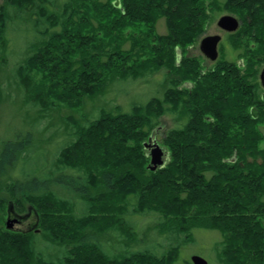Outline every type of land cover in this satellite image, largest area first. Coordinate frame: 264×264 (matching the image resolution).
Listing matches in <instances>:
<instances>
[{
  "label": "trees",
  "instance_id": "obj_1",
  "mask_svg": "<svg viewBox=\"0 0 264 264\" xmlns=\"http://www.w3.org/2000/svg\"><path fill=\"white\" fill-rule=\"evenodd\" d=\"M57 3L0 6V70L9 64L10 32L28 26L32 34L14 73L24 102L39 113L33 128L118 81L162 72L163 92L127 113L68 118L69 141L45 174L39 166L18 171L30 163L33 131L4 143L0 191L11 198L0 197V207L35 211L37 223L0 230V264H176L196 229L221 234L224 263L264 264V0ZM224 15L239 29L225 34L218 60L205 65L189 53ZM165 116L175 127L163 131ZM150 139H160L165 153L156 170ZM145 217L152 225L142 229ZM151 239L152 248L141 246Z\"/></svg>",
  "mask_w": 264,
  "mask_h": 264
},
{
  "label": "rangeland",
  "instance_id": "obj_2",
  "mask_svg": "<svg viewBox=\"0 0 264 264\" xmlns=\"http://www.w3.org/2000/svg\"><path fill=\"white\" fill-rule=\"evenodd\" d=\"M3 1L0 0V6ZM63 1L57 0V5H61ZM218 20L219 17L215 24L208 28L203 38L212 35L225 36L224 32L217 26ZM158 31L160 33L165 32L163 22L158 23ZM10 35L12 44L9 64L0 70V149L6 141L13 140L20 134L27 135V133L33 131L34 142L30 146L28 155L30 163L21 165L18 169L20 173L33 169V166L42 167L41 172L44 174L47 172L59 148L69 141L67 133L72 132V129H70L72 123L68 121V118L72 117L79 120L83 117H91L90 119H92L99 114V110L106 109L113 112L119 107L127 113L131 111L134 104H144L149 99L160 96L163 92L161 85L162 72L138 81H118L101 97L90 101L88 99L84 107L76 110L63 107V110L52 113L33 128L39 113L31 105L24 102V97L16 85L14 73L16 63L27 52L32 34L28 26H19L15 32L12 30ZM189 54L204 57L199 47L191 50ZM206 60L205 65L211 66L213 64L210 60ZM162 127L163 131L175 127L174 119L170 116H165L162 120ZM156 142L160 145V139H157ZM160 147L162 146L160 145ZM17 174L18 172L16 174L12 173L13 180L18 179ZM22 182L26 183V180ZM51 184L50 187L52 189L61 195H66L60 186V188H57L55 187L56 185ZM0 197L8 200L11 198L5 190L0 191ZM8 220H18V223H15L12 229H8ZM139 222L142 229L152 225L149 217L141 218ZM36 223L37 215L35 211L30 210L24 216H20L16 213L13 203L8 202L5 207H0V230L7 229L25 232L35 229ZM154 236L156 237L157 235ZM152 239L141 244V246L152 248L156 243L152 242ZM221 242L222 236L218 231L196 229L193 231L191 242L182 245L176 264H193L192 258L195 256L206 260L208 264H226L219 258ZM46 246V244H41L39 251L48 257L46 255L47 251L44 250L47 248Z\"/></svg>",
  "mask_w": 264,
  "mask_h": 264
},
{
  "label": "water",
  "instance_id": "obj_3",
  "mask_svg": "<svg viewBox=\"0 0 264 264\" xmlns=\"http://www.w3.org/2000/svg\"><path fill=\"white\" fill-rule=\"evenodd\" d=\"M217 26L220 30L226 33H234L239 29L240 23L234 16L224 15L218 20ZM221 41L222 37L220 35L204 37L200 42L199 49L208 60L216 62L219 58V44ZM178 55L180 56V51ZM260 81L264 88V69L261 72ZM145 148L149 150V156L151 159L149 167L153 170L161 168L164 164V150L156 141L151 139L145 144ZM15 223H18V220H8L7 228L12 229ZM192 263L208 264L206 260L198 256L192 258Z\"/></svg>",
  "mask_w": 264,
  "mask_h": 264
},
{
  "label": "flooded vegetation",
  "instance_id": "obj_4",
  "mask_svg": "<svg viewBox=\"0 0 264 264\" xmlns=\"http://www.w3.org/2000/svg\"><path fill=\"white\" fill-rule=\"evenodd\" d=\"M221 31H222V30H221ZM223 32H224V31H223ZM224 34H227V33L224 32ZM221 37H222V41H223V38H224V37H223V36H221ZM222 41H221V42H222ZM221 42H220V44H221ZM220 44H219V46H220ZM199 50H200V49H199ZM200 52H201V51H200ZM202 55H203V54H202ZM204 57H205V56H204ZM205 58H206V57H205ZM206 59H207V58H206ZM263 69H264V68H263ZM263 69L261 70V72L263 71ZM260 75H261V73H260Z\"/></svg>",
  "mask_w": 264,
  "mask_h": 264
}]
</instances>
